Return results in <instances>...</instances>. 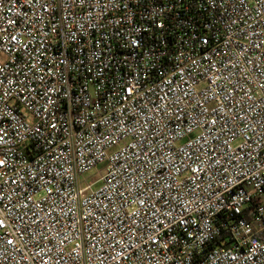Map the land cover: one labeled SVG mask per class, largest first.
Instances as JSON below:
<instances>
[{"label":"built area","instance_id":"obj_1","mask_svg":"<svg viewBox=\"0 0 264 264\" xmlns=\"http://www.w3.org/2000/svg\"><path fill=\"white\" fill-rule=\"evenodd\" d=\"M0 264H264V0H0Z\"/></svg>","mask_w":264,"mask_h":264},{"label":"rangeland","instance_id":"obj_2","mask_svg":"<svg viewBox=\"0 0 264 264\" xmlns=\"http://www.w3.org/2000/svg\"><path fill=\"white\" fill-rule=\"evenodd\" d=\"M99 169H103V166L99 167ZM97 173H98V170H94L93 172H91V173L86 175V179L96 178L97 177Z\"/></svg>","mask_w":264,"mask_h":264}]
</instances>
